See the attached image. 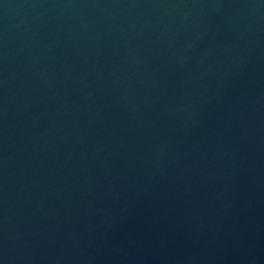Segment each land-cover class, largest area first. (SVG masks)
<instances>
[{
    "label": "water",
    "instance_id": "water-1",
    "mask_svg": "<svg viewBox=\"0 0 264 264\" xmlns=\"http://www.w3.org/2000/svg\"><path fill=\"white\" fill-rule=\"evenodd\" d=\"M0 264H264V0H0Z\"/></svg>",
    "mask_w": 264,
    "mask_h": 264
}]
</instances>
